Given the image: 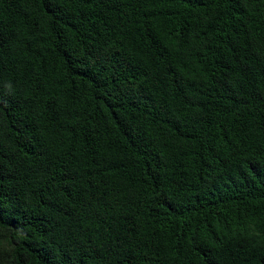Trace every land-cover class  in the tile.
I'll use <instances>...</instances> for the list:
<instances>
[{
	"label": "trees",
	"instance_id": "16d2710c",
	"mask_svg": "<svg viewBox=\"0 0 264 264\" xmlns=\"http://www.w3.org/2000/svg\"><path fill=\"white\" fill-rule=\"evenodd\" d=\"M0 264H264V0H0Z\"/></svg>",
	"mask_w": 264,
	"mask_h": 264
}]
</instances>
